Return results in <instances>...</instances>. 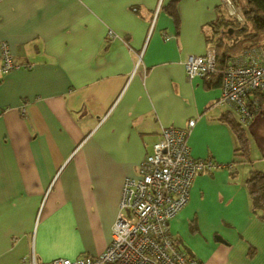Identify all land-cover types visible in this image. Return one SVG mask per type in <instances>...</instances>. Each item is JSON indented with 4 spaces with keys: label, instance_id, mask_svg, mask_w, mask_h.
I'll return each mask as SVG.
<instances>
[{
    "label": "crops",
    "instance_id": "0c3cea01",
    "mask_svg": "<svg viewBox=\"0 0 264 264\" xmlns=\"http://www.w3.org/2000/svg\"><path fill=\"white\" fill-rule=\"evenodd\" d=\"M174 1L178 30L166 8ZM219 6L0 0V44L34 64L0 72V264H26L33 251L39 263L101 254L125 177L139 174L162 126L190 119L191 154L222 167L195 177L171 233L205 264H264V217L245 184L264 171V109L245 122L249 159L235 161L238 141L221 117L237 114L220 85L185 70L189 54L210 47Z\"/></svg>",
    "mask_w": 264,
    "mask_h": 264
},
{
    "label": "built area",
    "instance_id": "2783aa9c",
    "mask_svg": "<svg viewBox=\"0 0 264 264\" xmlns=\"http://www.w3.org/2000/svg\"><path fill=\"white\" fill-rule=\"evenodd\" d=\"M229 13H237L233 0H222ZM109 34H113L110 31ZM167 40L171 35H166ZM0 72L31 69V62L16 63L7 40L1 41ZM190 79L221 76L222 101L230 104L242 122L251 117L250 98L264 96V45L253 46L217 60L211 45L204 54H189L184 62ZM196 119L185 128L162 126L160 139L153 144L139 166L137 176L123 182L119 211L112 240L98 256L76 259L59 257L39 263L34 251L23 257L26 264H205L181 250L170 231V221L188 204L195 177L222 165L209 158H196L188 143Z\"/></svg>",
    "mask_w": 264,
    "mask_h": 264
},
{
    "label": "trees",
    "instance_id": "16d2710c",
    "mask_svg": "<svg viewBox=\"0 0 264 264\" xmlns=\"http://www.w3.org/2000/svg\"><path fill=\"white\" fill-rule=\"evenodd\" d=\"M246 2L247 5L244 7L245 22H240L237 18L230 16L228 11L221 8V5L217 9L218 16L211 23L213 29L208 42L209 46H216L219 64H222L224 59L232 54L239 53L253 46L264 45V0H246ZM166 8L174 18L178 30L180 21L176 14V1L169 4ZM247 23H250L251 28L246 25ZM231 30L235 31L233 36L229 35ZM225 31L228 37L221 35ZM238 32H240L239 35ZM206 81L208 87L221 85V76L215 75L209 80L206 79ZM254 98L252 100L250 98V119L264 109V96L261 93H256ZM221 120L230 126L237 138L238 145L235 149L237 158L235 161L249 159L250 140L245 128V122L240 120L238 114L235 115L232 112L222 116ZM245 184L255 213L260 212L262 217H264V171L251 170Z\"/></svg>",
    "mask_w": 264,
    "mask_h": 264
},
{
    "label": "rangeland",
    "instance_id": "374dc122",
    "mask_svg": "<svg viewBox=\"0 0 264 264\" xmlns=\"http://www.w3.org/2000/svg\"><path fill=\"white\" fill-rule=\"evenodd\" d=\"M233 2L235 3L236 5V10H237V13H228L230 16L234 17V18H237L240 22H245L246 21V18H245V15H244V7L247 5V2L246 0H233ZM219 3L221 5V8L225 9L226 11H228L226 5L224 4V2L222 0H219ZM246 25H248V27L250 26L251 28V25L250 23H247ZM236 27V26H234ZM227 32L225 31L224 33H222L221 35L222 36H225V37H228ZM235 34V31L234 30H231L230 31V36H233ZM240 34V32H238V35Z\"/></svg>",
    "mask_w": 264,
    "mask_h": 264
}]
</instances>
